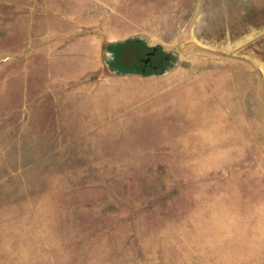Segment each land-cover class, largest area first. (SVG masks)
<instances>
[{
	"label": "rangeland",
	"instance_id": "obj_1",
	"mask_svg": "<svg viewBox=\"0 0 264 264\" xmlns=\"http://www.w3.org/2000/svg\"><path fill=\"white\" fill-rule=\"evenodd\" d=\"M0 264H264V0H0Z\"/></svg>",
	"mask_w": 264,
	"mask_h": 264
},
{
	"label": "flooded vegetation",
	"instance_id": "obj_2",
	"mask_svg": "<svg viewBox=\"0 0 264 264\" xmlns=\"http://www.w3.org/2000/svg\"><path fill=\"white\" fill-rule=\"evenodd\" d=\"M140 48L142 55L139 57L138 61H131L129 67L134 68V73L139 74H153L158 73L161 69H164L166 66L169 65L170 57L166 56L162 51H159V48L156 50L149 48L145 44H143L141 41ZM110 47L108 48L109 53V60L108 63H110V67L114 70V66L117 67H124L122 63L119 61L118 58V47L117 45L110 44ZM128 66V65H126Z\"/></svg>",
	"mask_w": 264,
	"mask_h": 264
},
{
	"label": "trees",
	"instance_id": "obj_3",
	"mask_svg": "<svg viewBox=\"0 0 264 264\" xmlns=\"http://www.w3.org/2000/svg\"><path fill=\"white\" fill-rule=\"evenodd\" d=\"M134 41L133 40H128V41H123V42H119V43H116L114 45H117L118 47V58H119V61L122 63V65H124V67H117L113 65V67L115 69H118V72L120 73H132L134 72V68H131L129 66H126V64L124 63V57L127 55L126 53H130V63L131 61H138V56L140 57L142 55V52L140 49H138V47L140 46H137V44L133 43ZM136 42V41H135ZM137 43V42H136ZM110 47V46H109ZM127 47H132L130 50H126ZM166 56L170 57V62H169V65L170 66V63L173 61L174 57L172 55H169L167 52H163ZM167 69L164 68L162 69L160 72H165ZM158 72V73H160Z\"/></svg>",
	"mask_w": 264,
	"mask_h": 264
},
{
	"label": "water",
	"instance_id": "obj_4",
	"mask_svg": "<svg viewBox=\"0 0 264 264\" xmlns=\"http://www.w3.org/2000/svg\"><path fill=\"white\" fill-rule=\"evenodd\" d=\"M136 38H130L129 40H135ZM138 39V38H137ZM146 43V42H145ZM111 44H116V42L115 43H111ZM147 44V43H146ZM110 45V44H109ZM109 45L107 46V50H108V48H109ZM146 46H148L149 48H152V49H154V50H156L157 48H159V51H162V52H165V50H163L162 48H160L159 47V45H150V44H147ZM169 55H171V53H169V52H167ZM108 65H109V67L111 66L110 65V63H108ZM167 67V69H166V71L165 72H160V71H158V72H160V73H153V74H155V75H162V74H164V73H167V72H169L170 70H172V67H169V66H166ZM165 67V68H166ZM111 68V67H110ZM112 69V68H111ZM113 70V69H112ZM114 71H116L118 74H123V73H120V72H118V69H115L114 68ZM150 75H152V74H150Z\"/></svg>",
	"mask_w": 264,
	"mask_h": 264
}]
</instances>
